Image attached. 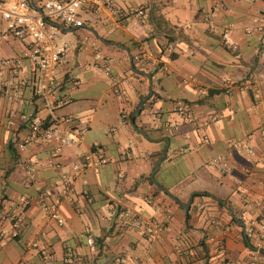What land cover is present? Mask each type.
Masks as SVG:
<instances>
[{
    "label": "crops",
    "instance_id": "0c3cea01",
    "mask_svg": "<svg viewBox=\"0 0 264 264\" xmlns=\"http://www.w3.org/2000/svg\"><path fill=\"white\" fill-rule=\"evenodd\" d=\"M30 2L38 6L41 0ZM115 2L125 11L121 18L108 15L105 24L93 20L80 28L57 25L71 49L47 95L25 59L18 74L21 98L10 101L0 91V204L35 197L22 212L18 237L0 235V264H43V248L53 253V264H65L67 254L69 264H264V253L251 259L245 239L262 206L243 207L245 194L264 199V97L258 102L244 88L255 77L264 82V1ZM215 3L226 9L215 10ZM225 29L236 50L223 43ZM84 34L114 57L110 74L89 45L76 48ZM25 49V42L0 35V59L21 58ZM145 52L161 63L134 64L153 71L151 84L129 64L130 56ZM10 73L3 69L0 80ZM150 89L134 119L144 135L132 115ZM179 105L184 112L175 110ZM34 118L84 128L82 141L57 157L51 143L19 151ZM238 139L252 155L232 146ZM95 145L108 162L74 179L70 165ZM217 155L226 159V172L211 164ZM44 191L58 200L62 223L41 211L36 198ZM127 208L161 221L160 237L149 243L132 230L122 216ZM3 225L10 229L0 223V230Z\"/></svg>",
    "mask_w": 264,
    "mask_h": 264
},
{
    "label": "built area",
    "instance_id": "2783aa9c",
    "mask_svg": "<svg viewBox=\"0 0 264 264\" xmlns=\"http://www.w3.org/2000/svg\"><path fill=\"white\" fill-rule=\"evenodd\" d=\"M256 1V0H251ZM264 1V0H263ZM215 10H225L224 3H215ZM104 13H106L104 15ZM141 13V11H138ZM121 18L125 15L123 8L118 6L115 0H41L40 5H34L30 0H0V35H10L26 43V49L21 58L0 59V73L3 69L11 70L9 77L0 80V91L10 101L21 98L23 81L18 77L19 67L25 59L30 67L39 72L38 88L47 95L56 82L59 68L68 60L71 44L69 41L59 39V27H86L87 23L96 20L105 24L107 16ZM223 43L232 50L237 49L229 36V30L222 33ZM89 45L94 52L95 59L102 62L101 68L106 74H110L112 65L115 62L113 56L102 52L96 39H89L84 34L77 41L76 48L83 51ZM158 59L152 53H139L132 57L136 63L144 60ZM244 88L251 91L253 98L260 102L264 97V82L258 78H252ZM229 94L230 91H227ZM176 111L184 112L182 106H177ZM124 118V116H122ZM189 122H193V117L186 116ZM12 124V120H10ZM84 128H67L58 121L45 123L40 118H34L29 127L27 136L17 143V149L22 151L28 146L35 144H53V157L60 155L61 150L67 145H77L82 141ZM232 146L240 151L252 155V148L244 140L232 142ZM108 162L105 150L101 145H95L90 150L83 153L78 160L70 165L72 177L75 179L82 176L87 170L95 169ZM50 165L58 164L52 159ZM211 164L219 168L222 172L228 169V163L224 157L217 155L212 158ZM27 173L31 175L32 166L27 164ZM35 197L21 195L16 203L0 204V223L8 224L10 229L4 225L0 230L3 239H15L19 235V229L23 220L22 212L33 203ZM41 211L47 218L54 219L59 224L63 222L58 213V200L53 198L48 191H44L36 198ZM253 202H258L262 206V211L257 218L251 221L246 232L250 241V256L253 261H257L258 255L264 250V199H254L252 194H245L243 197V207H249ZM159 209V208H158ZM160 210V209H159ZM164 220L171 217L168 207L163 208ZM122 216L128 226L142 234L147 242H153L160 237L163 223L152 217H146L131 209H124ZM88 245L94 243V239L89 235L86 239ZM43 264H53V253L48 249H41L39 253ZM190 255H193L191 252ZM65 264L71 262L67 254L63 259ZM187 264H191L188 262Z\"/></svg>",
    "mask_w": 264,
    "mask_h": 264
},
{
    "label": "water",
    "instance_id": "95a60500",
    "mask_svg": "<svg viewBox=\"0 0 264 264\" xmlns=\"http://www.w3.org/2000/svg\"><path fill=\"white\" fill-rule=\"evenodd\" d=\"M58 26H59V27H64L63 25H58ZM97 37H98L99 40L102 41L103 43L116 45L115 43H111V42L106 41L105 39H103V38L100 37L99 35H98ZM129 64H130V68H131V70H132L134 73L139 74V75H145V76H147V77H148V80H149V83L151 84V74H150L149 72H145V71H143V70L138 69V68L134 65V62H133L131 56L129 57ZM151 94H152V90L150 89V90H149V93H148L147 95L142 96V97L140 98L139 102L137 103V105H136V109H135V111H134V113H133V115H132L133 125H134V119H135V116L138 115V114L140 113V111H141V109H142V107H143V103H144V101H145L146 99H148V98L150 97ZM134 128L137 129L139 132H141L142 134L145 135V133L142 132L141 130H139L135 125H134ZM166 152H167V146L164 147L163 150L161 151V154H160V156H159V158H158V160H157V163H156V165H155V169H154V171H156V170L159 168V166H160V164H161V161H162V159L164 158ZM227 209L230 210L228 207H227ZM245 239H246L247 242H249V241H248V238H247V236H246V234H245ZM250 247H251V246H250ZM262 252H264V250H263Z\"/></svg>",
    "mask_w": 264,
    "mask_h": 264
},
{
    "label": "trees",
    "instance_id": "16d2710c",
    "mask_svg": "<svg viewBox=\"0 0 264 264\" xmlns=\"http://www.w3.org/2000/svg\"><path fill=\"white\" fill-rule=\"evenodd\" d=\"M169 57H171V58H175L176 55L170 52ZM133 62H134V64H136L135 61H133ZM160 64H161V63H159V65H160ZM132 74L135 75L133 72H132ZM151 74H153V71H151ZM210 92H211V91H209V93H210ZM45 123H47V124L49 123V122H48V119L45 120ZM217 203H218V205H219L220 207H222V205H221L220 202H217ZM261 253H264V252H261Z\"/></svg>",
    "mask_w": 264,
    "mask_h": 264
}]
</instances>
